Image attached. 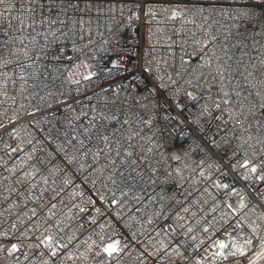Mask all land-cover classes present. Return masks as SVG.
Returning a JSON list of instances; mask_svg holds the SVG:
<instances>
[{"label": "built area", "instance_id": "built-area-1", "mask_svg": "<svg viewBox=\"0 0 264 264\" xmlns=\"http://www.w3.org/2000/svg\"><path fill=\"white\" fill-rule=\"evenodd\" d=\"M1 247L264 264V0H0Z\"/></svg>", "mask_w": 264, "mask_h": 264}, {"label": "rangeland", "instance_id": "rangeland-1", "mask_svg": "<svg viewBox=\"0 0 264 264\" xmlns=\"http://www.w3.org/2000/svg\"><path fill=\"white\" fill-rule=\"evenodd\" d=\"M4 247H6V246L4 245ZM2 250H3V247L0 248V252H1ZM2 252H3V251H2ZM6 253H7L6 255H8V253H10V252L7 251ZM6 255L0 254V264H2V263L5 261V257H6Z\"/></svg>", "mask_w": 264, "mask_h": 264}]
</instances>
